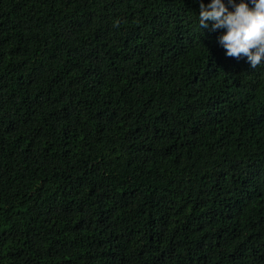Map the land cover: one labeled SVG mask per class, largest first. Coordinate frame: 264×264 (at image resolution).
Segmentation results:
<instances>
[{
    "label": "trees",
    "instance_id": "trees-1",
    "mask_svg": "<svg viewBox=\"0 0 264 264\" xmlns=\"http://www.w3.org/2000/svg\"><path fill=\"white\" fill-rule=\"evenodd\" d=\"M200 2L0 0V264H264V62Z\"/></svg>",
    "mask_w": 264,
    "mask_h": 264
},
{
    "label": "clouds",
    "instance_id": "clouds-1",
    "mask_svg": "<svg viewBox=\"0 0 264 264\" xmlns=\"http://www.w3.org/2000/svg\"><path fill=\"white\" fill-rule=\"evenodd\" d=\"M199 9L201 29L212 22L211 31L222 30L217 42L227 57L246 58L252 69L264 62V0H201Z\"/></svg>",
    "mask_w": 264,
    "mask_h": 264
}]
</instances>
